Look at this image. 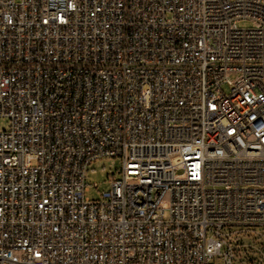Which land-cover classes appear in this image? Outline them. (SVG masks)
I'll return each instance as SVG.
<instances>
[{
  "label": "built area",
  "instance_id": "obj_1",
  "mask_svg": "<svg viewBox=\"0 0 264 264\" xmlns=\"http://www.w3.org/2000/svg\"><path fill=\"white\" fill-rule=\"evenodd\" d=\"M0 119V264H264V0H0Z\"/></svg>",
  "mask_w": 264,
  "mask_h": 264
},
{
  "label": "rangeland",
  "instance_id": "obj_2",
  "mask_svg": "<svg viewBox=\"0 0 264 264\" xmlns=\"http://www.w3.org/2000/svg\"><path fill=\"white\" fill-rule=\"evenodd\" d=\"M242 28H249L252 26L250 22L242 21L239 23ZM8 122L5 119H0V126L3 128L8 127ZM121 169V161L118 158H101L94 161L87 174V196L91 199L99 198L100 192L109 188L108 177L112 175L118 176ZM95 185L98 188H95Z\"/></svg>",
  "mask_w": 264,
  "mask_h": 264
}]
</instances>
